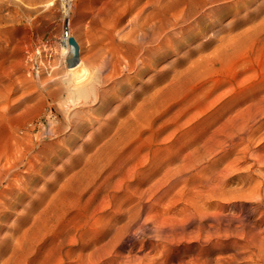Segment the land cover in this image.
I'll return each mask as SVG.
<instances>
[{
    "label": "rangeland",
    "instance_id": "rangeland-1",
    "mask_svg": "<svg viewBox=\"0 0 264 264\" xmlns=\"http://www.w3.org/2000/svg\"><path fill=\"white\" fill-rule=\"evenodd\" d=\"M61 1L46 7L47 0H0V166L27 151L31 133L48 142L49 128L64 122L56 88L47 77L51 73H44L54 71L50 66L60 60ZM146 1L121 17L132 0H70L71 27L83 57L97 65V50L112 42L108 31L115 24L127 31ZM170 1V11L181 13L201 0ZM211 5L212 17L201 27L215 40L189 57L211 59L219 39L226 46L196 78H175L169 112L160 94L153 131L147 126L129 138L131 145L110 148L107 155L101 153L103 158L99 153L90 161L85 158L90 150L61 149L50 160L41 153L43 162H36L41 170L15 181L22 185L16 202L0 213V264H8V257L9 264H256L258 248L256 239L251 240L264 230V204L259 201L264 197V30L239 34L264 21V0H217ZM205 38L173 51L158 72L173 59L172 75L180 74L188 65L185 52ZM32 61L44 65L40 76ZM155 73L151 70L143 81ZM21 110L27 114L24 120ZM17 134L23 144L14 140ZM27 167L20 163L19 170ZM72 178L85 181L72 183ZM33 217L39 219L35 226Z\"/></svg>",
    "mask_w": 264,
    "mask_h": 264
},
{
    "label": "bare ground",
    "instance_id": "bare-ground-1",
    "mask_svg": "<svg viewBox=\"0 0 264 264\" xmlns=\"http://www.w3.org/2000/svg\"><path fill=\"white\" fill-rule=\"evenodd\" d=\"M140 1L141 0H132L130 4L131 8H128L122 11L121 17L124 16L123 14L132 12L135 9V7L140 3ZM216 1L217 0H201L199 3L195 5V7L192 10H186L181 13H175V12L170 11V8H171L170 0H147L146 2L143 3V5H140L137 11H135L136 13L130 20V24L128 25L127 31H125L124 29H117L116 24L108 31L112 42L111 44L107 43V44L102 45L97 50L96 59L94 60L97 63V65H92L93 63L88 62L83 57L82 47L80 43H78V41L76 40L75 34L72 30L71 19H70V5L68 2H64L62 0L61 1L62 14L60 17L62 20V25H61L60 33L57 36L60 60L57 64L55 65L52 64L50 66L49 69L51 70L52 68L54 71L51 70L49 72H44V73L46 74L51 73L50 76L47 75V77L52 80L51 83L54 84L56 88V91L54 90L55 96L57 97L59 96L58 105L61 111L64 113L65 119L63 123L59 124V121H58L59 125L55 124V125H52L51 128H49L48 132L50 133L49 135L50 140L48 142L42 141V139L40 138V136L42 135H38L36 136V138H33V136L32 137L30 136L32 135V133L29 135V133L26 132L28 134H25V137L26 135H29L28 137H30V138H27L28 142L27 144L24 145V147L27 145V148H26L27 151L26 152L23 151L24 154L22 153L17 159L15 158L14 162L10 163L9 166L7 167L0 166V213L3 210L7 209V207L11 205L13 202H16L14 201L16 200V197H17L16 193L22 189V185L15 183V181L20 180L22 178L24 180L30 173L39 172L41 170V167H38L36 164L38 160L39 162L40 160L41 162H43L42 159L40 158L42 156L41 153L44 154V157L46 160H50L51 157L54 156V152H56L57 150L62 149L63 150L62 152L73 151L77 149H81L82 151L90 150L91 154L88 153L89 155H85L86 156L85 158L90 161L95 156H98L99 153H100L99 154L100 156L102 155L101 153L103 152L104 154H106L105 151L109 150L110 148L115 149L117 147H121L123 144L126 146L131 145L132 142L134 141H131L133 138L132 139H129V138L135 135V133L143 132L147 126H150V130H149L150 132L153 131L152 120L156 117V114H157V113L155 114V112L157 111L156 107L157 105L160 104V103L156 104V102L161 101L162 98L164 99L165 97V100H166L165 102L167 103V112L171 110V100H172L171 91H172L173 85L175 84L174 83L175 78H177L178 76L182 74H183L182 77H185L186 79L196 78L202 72H204V69L209 62L214 63L215 60L218 59L219 52L222 50L224 46H226V45L223 46L224 40L219 39L220 42L216 45V48H215L216 53L211 59L203 55H199L196 59H192V60L189 57L190 53L192 52L198 53V51L202 50L205 47H208L215 40L212 37L206 36L208 30L206 31L205 29H203L201 27V24L207 19V16L212 17L214 5H211V4ZM54 4H55L54 0H47V2L44 5L46 7H49ZM208 5H211V6L206 7ZM255 10H258V8H256ZM45 12H48V11H45ZM248 15H249V12L246 13L244 21L247 20ZM178 24H180V26H177ZM262 30H264V21L259 23V25L257 26L251 25L250 27L240 32L239 35H241V33L242 34H249V33L256 34L258 32H261ZM185 35H187V37H185ZM201 37H206V38L203 39L202 41L197 42L194 46H192L189 50L185 52L188 55L187 56L188 58L186 60L188 61V65L184 64L186 66V67L184 66L185 67L184 71H182L180 74L174 73L172 75V66H173L174 61L173 59H169L163 65L162 69L159 68L160 71L158 72L156 68L162 62H164V58L166 60V57L170 56V54L173 51L182 50L186 47V45L194 41H197ZM229 43H232V42H229ZM36 59H37V56H36ZM45 61L46 60L44 59V62ZM41 62L42 61H40V63ZM32 65H33V61H32ZM151 70H156V73L151 76V79L149 81L144 82L143 81L144 76L145 75L147 76V74L150 73ZM162 83H164V85L160 87L159 85ZM51 88L48 90L49 91L52 90ZM24 90H26V92L28 91L27 88L26 89L24 88ZM23 94L24 93H22V95ZM160 94L161 95L163 94L164 96L162 95L163 97L160 100H158L157 98L160 97ZM26 104L27 103H25V105ZM28 106H30V104H28ZM27 107L25 108L29 110V107L28 108ZM23 110H21L18 115H21L23 117L25 115L24 114L25 111L24 113L22 112ZM27 110H26V113H27ZM20 113H23V115ZM18 115H17V119H19L20 117V116L18 117ZM26 115L24 118L20 117V119L22 118V120H24L27 117ZM53 119L55 120L54 117ZM10 120L12 119L10 118L8 121ZM170 120H171V117H168L167 119L168 124ZM29 121H30V118H29ZM155 122H156V119H155ZM11 123H13V121ZM6 124H8V122ZM10 125L12 126V124ZM40 126L41 125H39V127ZM16 127H13V129ZM4 128L5 127L3 126V129ZM24 128L26 129V126ZM30 128L32 127L30 126ZM30 128L28 127V130ZM5 129L8 131L7 126ZM9 129H12V128H9ZM9 132H13L15 134L13 130L12 131L9 130L7 133ZM18 134H17V137H14V140H16L17 142H19L18 140L21 138L20 137L18 140L15 139V138H18ZM21 135L24 138V135L23 134ZM5 136H8V135L6 134ZM13 136H16V135H13ZM8 138H6L7 142H8ZM20 140H21V143L23 144L24 140L23 139H20ZM3 141H4V138L2 142ZM2 142L0 141V144ZM11 143H12V140H11ZM1 146L2 145H0V147ZM110 151L111 150H109V152ZM72 157H74V155H72ZM20 163L25 165L26 167L28 166L26 168L28 169V171H24V172L20 171L19 170ZM99 163L97 162V164L96 163L94 164L100 165ZM89 164L86 166L87 169L91 167L89 166ZM84 166L80 167V169L81 168L83 169ZM101 168H103V165ZM88 170L90 171L94 169H88ZM83 172L84 171H82V173ZM71 174L72 173H70V175ZM70 175H68L69 179L71 178ZM77 177L78 175L76 176V179H78ZM82 179L79 178V180H75V179L74 180L79 182ZM71 180H73V178ZM74 180L72 183H74ZM255 184L257 185L259 183H255ZM88 185L89 184H87L86 186ZM64 186L66 188V185ZM59 188H61V185ZM256 190L257 189H255V191ZM258 195L260 194L258 193ZM247 198H249L250 200L249 196ZM263 200H264V197L259 198L260 203L263 202L264 204ZM255 207L256 206H254V208ZM46 208H50L49 205ZM255 211L258 212V209H256ZM238 219H241V218L238 217ZM33 220H34L33 226H35V223H37L39 219L36 221L34 218ZM229 220L233 221L232 218H230ZM262 222L264 226V221ZM226 223L227 225L229 224V222L227 221ZM241 223H242L241 226L243 227L245 225L244 223L246 222L245 221L244 223L240 222V224ZM33 226H30V227H33ZM249 226L251 227V225ZM253 229L252 231H256L255 229L254 230ZM236 231H238V229ZM240 231H241V228H240ZM249 232L253 233L251 231ZM258 232H261V231L258 230ZM240 233H239V236L242 235ZM253 234L255 235V233ZM257 234H256V238L252 236L253 239L252 240L248 239L249 240L248 242H251L254 239H256L254 241L257 245L258 249L257 248L256 249L258 252H257V257H256L257 259L254 261V263L263 264L264 263V230L258 234L259 236ZM246 235H248V232ZM249 236L251 235H248L247 237ZM18 239L20 238L18 237ZM15 241H19V240H15ZM255 243H253V245ZM11 258L8 257L9 262L11 261ZM127 259L128 261H130L129 258ZM7 260H4L3 262H6ZM9 262H6V263L9 264ZM233 262H235V260H233Z\"/></svg>",
    "mask_w": 264,
    "mask_h": 264
},
{
    "label": "built area",
    "instance_id": "built-area-1",
    "mask_svg": "<svg viewBox=\"0 0 264 264\" xmlns=\"http://www.w3.org/2000/svg\"><path fill=\"white\" fill-rule=\"evenodd\" d=\"M70 0H64V2H68L69 3ZM41 65L38 62H34L33 66H32V70L33 72L36 74V76H40V70H41Z\"/></svg>",
    "mask_w": 264,
    "mask_h": 264
},
{
    "label": "water",
    "instance_id": "water-1",
    "mask_svg": "<svg viewBox=\"0 0 264 264\" xmlns=\"http://www.w3.org/2000/svg\"><path fill=\"white\" fill-rule=\"evenodd\" d=\"M71 39H73V38H71ZM76 52H78V51H76Z\"/></svg>",
    "mask_w": 264,
    "mask_h": 264
}]
</instances>
